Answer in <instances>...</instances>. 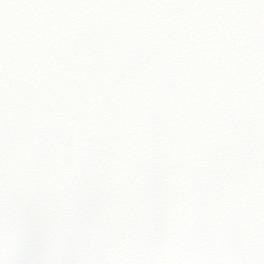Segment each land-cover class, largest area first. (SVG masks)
<instances>
[{"label": "snow or ice", "instance_id": "6c2138e0", "mask_svg": "<svg viewBox=\"0 0 264 264\" xmlns=\"http://www.w3.org/2000/svg\"><path fill=\"white\" fill-rule=\"evenodd\" d=\"M0 264H264V0H0Z\"/></svg>", "mask_w": 264, "mask_h": 264}]
</instances>
